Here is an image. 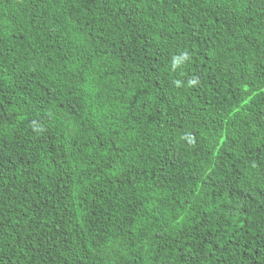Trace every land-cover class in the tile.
<instances>
[{
    "label": "trees",
    "instance_id": "obj_1",
    "mask_svg": "<svg viewBox=\"0 0 264 264\" xmlns=\"http://www.w3.org/2000/svg\"><path fill=\"white\" fill-rule=\"evenodd\" d=\"M0 264H264V0H0Z\"/></svg>",
    "mask_w": 264,
    "mask_h": 264
}]
</instances>
